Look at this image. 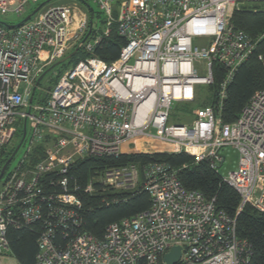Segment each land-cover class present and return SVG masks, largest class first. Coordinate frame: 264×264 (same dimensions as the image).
Instances as JSON below:
<instances>
[{"label":"built area","instance_id":"1","mask_svg":"<svg viewBox=\"0 0 264 264\" xmlns=\"http://www.w3.org/2000/svg\"><path fill=\"white\" fill-rule=\"evenodd\" d=\"M40 1L0 0V14L21 16ZM92 1L104 27L95 22L90 34V12L75 0H55L19 27L0 26V154L26 130L25 154L1 180L0 262L10 255V226L45 219L36 264H167L175 246L182 248L175 264H248L251 248L238 237L236 219L186 189L170 165L153 162L141 172L128 164L89 177L87 193L94 183L121 194L141 185L152 199L147 211L109 224L103 239L83 230L72 170L89 158L186 152L211 162L240 194V210L264 212V90L232 124L216 106L200 109L191 125L170 120L174 103L192 102L197 86L214 83L215 63L226 70L222 107L227 85L258 46L233 26L232 15L238 2L264 0ZM114 28L126 43L108 63L95 49ZM196 36L210 40L199 46ZM77 47L88 56L37 97L39 77ZM151 140L165 149H148ZM38 146L43 158L31 162ZM230 151L238 159L226 174Z\"/></svg>","mask_w":264,"mask_h":264},{"label":"trees","instance_id":"2","mask_svg":"<svg viewBox=\"0 0 264 264\" xmlns=\"http://www.w3.org/2000/svg\"><path fill=\"white\" fill-rule=\"evenodd\" d=\"M86 1L94 8L93 20L95 23L97 19L100 20L101 18L100 12L92 5V0ZM78 3L84 6L81 2ZM37 5L32 8L31 12ZM89 17L92 18L90 13ZM231 23L236 29L245 31L258 40L257 49L238 69L233 80L227 85L226 97L222 100L223 105L221 108L218 106L221 101L219 93L225 79L226 70L221 64L215 63L213 65L214 83L208 85L211 98L201 100L198 98L196 91V102V98L192 102H177L188 107V118H190L189 116L192 115V111L196 107L216 106L217 110L221 109L220 114L223 123L232 124L238 120L241 111L251 97L257 91L264 90V63L259 59L260 55L264 56V8L237 9L233 14ZM125 43V39L119 36L114 28L110 37L105 38L96 47L95 55L111 63L119 57ZM87 56L81 49L66 63L47 74L39 87L49 91L53 88L54 83H57L65 69ZM56 71L59 72V75L51 80L49 86H43V81ZM18 145L19 142L11 150L4 149L2 151L0 154V172ZM41 158H43V148L38 146L33 151L30 159L31 162H37ZM153 162H164L170 165L186 189L199 191L207 200L214 199L217 210L224 211L235 218L238 237L246 240L251 248L252 255L248 264H264V212L255 209L251 205H246L240 210L241 197L238 191L224 180L221 173L211 165L210 161L197 162L195 157L186 152L131 153L122 154L118 157L89 158L79 161L73 167L72 178L76 179L81 188L76 192L83 203L81 210L83 230L98 239H103L106 227L109 224L136 216L150 209L152 205L150 193L141 185L129 193L121 194L111 190H103L99 184L94 183V193L85 192L88 179L96 170L102 171L108 167L137 164L143 172L145 167ZM44 222L45 219L33 224L19 221L16 225L9 227L7 238L10 255L16 259L18 264H36V256L39 250L38 239L46 227Z\"/></svg>","mask_w":264,"mask_h":264},{"label":"rangeland","instance_id":"3","mask_svg":"<svg viewBox=\"0 0 264 264\" xmlns=\"http://www.w3.org/2000/svg\"><path fill=\"white\" fill-rule=\"evenodd\" d=\"M42 1H45V0H42ZM58 1H61V0H58ZM63 1H70V0H62V2ZM75 1H77V0H75ZM77 2H79V1H77ZM92 5L95 8H97L96 4H94L93 1H92ZM238 6H240V8H246V9H253V8H256V7L264 8V1H261V2L241 1V2H238ZM34 7H35V5L30 7L29 9H27V11L21 16H18L17 14L12 13V12H10V13H8L6 15L0 14V21L5 22V23L10 24V25H17L20 22H22L25 17L28 16V13H30V11ZM82 7L84 8V6H82ZM232 17H233V15H232ZM95 27L96 28H99V27L103 28L104 25L102 23V20L97 19L96 23H95ZM209 40H210V38L207 37V36H196L194 38V43L196 45H199V46H205L208 43ZM195 66H196V68H202V66H200L198 63H196ZM70 67H68L67 69H69ZM58 68H59V66H58ZM67 69H65L64 72ZM58 75H59V72L56 71V72H54V74H52L49 77H47L43 81V86H45V87L49 86L51 80H53V78L55 76H58ZM49 78H51V79L49 80ZM43 90H45V89H43L42 87H39V89L37 90V97L42 93ZM196 90H197V96H198L199 99H201V100H209L211 98L210 87L208 85H199V86L196 87ZM196 101H197V98H196L195 102ZM202 108H203L202 106L194 108V110L192 111V115H190L189 116L190 118H188L187 117V115H188V113H187L188 107L185 106L183 103H177L176 102V103L173 104V107H172V110H171L170 120H171V122H175V123L178 122V123L191 125L193 123V121L195 120L196 113ZM136 142H137V145L140 147L141 144H139V143H143L144 141L141 142V141H137L136 140L135 143ZM150 144L151 145H147L148 149H151V150H154V151H163L165 149L164 146H161V144L159 142L155 141V140H151ZM25 151H26V146L24 145L23 147H21V149L19 150V152L17 153V155L15 156V158L13 159L11 164L9 165L8 172L12 171L13 169H15L18 166L20 160L23 158V156L25 154ZM136 153H139V152H136ZM237 159H238V155L235 154L233 151H230V157L227 159L228 161H227V164H226V166H227V170H225L226 174H227V171L229 169H233V165H234L235 161H237ZM2 182L3 181L0 180V190H1V187H2ZM0 264H18V262L16 261V259L14 257H12L11 255H8L6 257H2L1 258Z\"/></svg>","mask_w":264,"mask_h":264},{"label":"water","instance_id":"4","mask_svg":"<svg viewBox=\"0 0 264 264\" xmlns=\"http://www.w3.org/2000/svg\"><path fill=\"white\" fill-rule=\"evenodd\" d=\"M55 0H45L43 1L42 3H40L35 10L32 11V13H30L27 17L24 18V20L22 22H20L19 24L17 25H10V24H7L5 22H2L0 21V26H4V27H7V28H15V27H19L21 25H23L24 23H26L27 21L31 20L33 18V16L39 12L43 7H45L47 4L53 2ZM79 2H81L87 9L88 11L90 12L92 18L90 20V30H89V33H91V30H92V27H93V17H94V8L89 4L87 3L86 0H77ZM79 51V48L77 47L72 53H70L69 55H67L65 58L61 59L60 61L56 62L55 64H53L50 68H48L38 79L37 83H36V87L34 89V91L37 90L38 86L40 85V83L42 82V80L47 76V74H49L52 70H54L55 68H57L58 66H60L61 64L67 62L69 59H71L72 57H74ZM26 136V130L24 131V134H23V138H22V141L21 143L17 146L16 150L14 151V153L12 154V156L9 158V160L5 163V165L3 166L1 172H0V180H2L3 176H4V173L6 171V169L8 168V166L10 165V163L13 161L15 155L18 153L23 141H24V138ZM181 252H182V248L181 246H175L171 249V251L166 254L165 256V261L167 264H175L180 256H181Z\"/></svg>","mask_w":264,"mask_h":264},{"label":"crops","instance_id":"5","mask_svg":"<svg viewBox=\"0 0 264 264\" xmlns=\"http://www.w3.org/2000/svg\"><path fill=\"white\" fill-rule=\"evenodd\" d=\"M41 84V83H40ZM40 86V85H39ZM39 86H38V89H39ZM37 94V93H36Z\"/></svg>","mask_w":264,"mask_h":264},{"label":"clouds","instance_id":"6","mask_svg":"<svg viewBox=\"0 0 264 264\" xmlns=\"http://www.w3.org/2000/svg\"><path fill=\"white\" fill-rule=\"evenodd\" d=\"M42 2H43V1H42ZM42 2H41V3H42Z\"/></svg>","mask_w":264,"mask_h":264}]
</instances>
